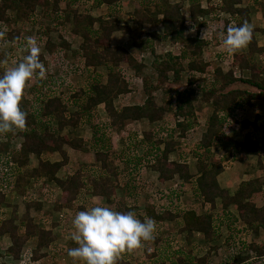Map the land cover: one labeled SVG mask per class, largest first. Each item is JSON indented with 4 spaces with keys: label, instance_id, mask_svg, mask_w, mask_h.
Listing matches in <instances>:
<instances>
[{
    "label": "trees",
    "instance_id": "1",
    "mask_svg": "<svg viewBox=\"0 0 264 264\" xmlns=\"http://www.w3.org/2000/svg\"><path fill=\"white\" fill-rule=\"evenodd\" d=\"M123 1L0 0V25L4 26L5 39L10 44L20 40L24 31V23H30L38 9L44 18L59 13L67 15L66 19L71 20L72 23L70 34L81 39L78 51L73 56L85 71L90 70L92 73V83L88 88H77L73 93L76 102L67 101L61 95H50L39 100V107L35 111L27 113L26 126L21 130L24 141L9 161L8 157L6 158L5 165L15 162L18 166H26L33 155L40 160L38 167L32 169L30 174L15 177L13 183L15 189L21 187V183H27L30 178L54 181L63 191L62 201L64 204H73L81 190L86 187L83 172L76 171L66 181L57 179L56 174L70 161L64 151V146L68 145L76 150H87L84 147L87 141L78 137L71 138L69 135H60L59 132L68 127L75 129L81 125L94 123L95 129L96 127L102 129V134H104L102 137L105 140H110L115 132L126 131L128 123L147 120L150 126L154 125V130L143 133V136L147 143L154 141V146L144 147L146 148L145 155L140 156V160L142 157V161H145L143 163L145 171L143 172L142 168L131 170L132 175L127 174L124 177L126 180L124 183L123 179L122 181L118 179L117 168L114 167L118 152L115 149L98 151L94 156L95 160L101 163L102 169L110 175V178L116 179V183L111 184L103 179H90V188L93 194L107 198L112 205L115 202L113 198H116V190L122 188L124 196L121 202L126 203L124 212H134L142 203L143 199H140V196H143L148 188V184L143 181V176L148 170L158 174V181L162 185L173 181L176 176L183 182L180 187L165 190L167 201L161 209L149 201L145 203V210L140 213L139 219L151 217L156 222V226L174 222L176 226L178 225V232L171 233L163 229L161 231L162 239L166 241L162 243V248L157 247L147 255V260L142 263H248L250 257L245 255L244 249L238 253H229L226 257H222L218 263L213 262L209 253L197 255L196 253L201 251H198L194 246L191 248L192 245L187 246V248L189 247L188 252H184L182 249L170 252L174 243L172 240H175L178 234L186 233L190 239L195 233H199L203 237L204 244H212L221 239V229L220 226H217V221L221 220V215H217L219 210L217 200L219 199L224 216L230 214L229 208L234 205L237 211V220L243 226L242 231L237 227L229 229L228 244L230 241H236L242 235L250 233L254 236L253 242L249 246L247 243L242 244L248 248V252L255 251L258 257H263L264 247L258 243V237L261 231L264 232V205L259 206L257 200H264V191L262 190L264 177H256L252 181L241 183L233 195L219 185L217 177L224 171L229 161H236L239 157L247 154L257 156L264 153V140L261 144L256 139V132L264 127L262 117L257 116L254 121H241L235 114V109L239 106H250L254 100L264 101V48L256 47L255 30H252L251 39L247 43L248 53H244L241 49L232 55H227L224 52L217 56L219 61L225 62L230 67V70L224 73L223 69L215 64V61H211L210 58L206 61L204 54L208 41L199 39L197 36L186 37L188 30L195 29L200 32L201 29H205L206 24L200 20L201 18L216 17V19H220L222 14H230L231 20L223 22L224 30L228 25H232L233 20L238 21L237 26L245 20L249 22V10L239 7L245 0H221V4L218 6L215 5L214 0H179L175 4H171L170 0H139L143 3L142 7L134 10L130 14V20L125 23L116 17V14L122 12ZM185 2L189 4L187 13L183 12ZM95 3L97 4L95 7H106L108 15L94 17L91 12L80 10L84 5L90 6ZM204 3H206V7L202 5ZM90 8L92 7L90 6ZM146 25L161 28L162 35L156 31L146 33ZM115 32L128 35L130 43L138 51V55L125 47L112 46L110 40ZM61 37L65 41L59 55L66 57L65 51L70 50L72 42L70 38H66L62 34ZM161 40L174 42L177 54L169 52L164 56L156 57L155 62L152 63L155 82L148 84L147 80H143L146 95L143 104L117 108L116 99L120 95L132 92L126 70L133 72L135 77L144 78L141 76L145 70L141 55L149 51L154 54L153 48L156 42ZM7 54L5 51H0V61H8ZM255 55L260 57L259 62L254 61ZM40 60L45 64V67H48L44 56L40 55ZM64 62L66 59H62L61 64ZM262 62L263 64H261ZM5 64L0 63V75L6 69ZM101 66L107 67L104 82L103 76L97 72ZM66 67L69 68L68 63ZM69 69L68 72L74 71L71 65ZM186 72L188 76L185 90L168 86L171 81L174 84H180L184 79L183 74ZM76 75L80 76L74 71V74L69 76L76 77ZM201 82L204 83V86L197 85ZM238 83L250 87L251 90L244 87L234 88L233 85ZM160 90L165 95L162 104L157 103L158 98L154 95ZM198 91L202 93L201 100L211 104L213 112L201 141L192 152L193 158L197 160L198 171L196 176H192L189 171V157L184 159L180 156L179 161L170 158V154L180 148L178 141L173 136L168 138H157L156 136L162 129L168 131L165 116L169 113L176 120L179 118L185 120L177 121L175 127L179 130V138L187 137L186 134L192 126L188 120L195 117L194 102L197 100ZM73 105H76V110L71 108ZM100 105H104L107 113L102 122H100L97 113V107ZM52 123L57 125V131L52 130ZM235 123H240L245 133L244 140L239 143L234 142L228 135L229 127ZM174 130L176 129L174 128ZM96 133L98 132H95V135ZM128 135V138L132 139L134 135L139 137V134L134 131L129 132ZM13 136L12 133L5 135L7 142L0 146L2 151L11 153L8 147L14 140ZM131 138L130 140H132ZM132 146V148L128 146L125 148L120 154L121 159L136 147L133 144ZM215 147L218 153L213 155L212 149ZM150 149H154L157 153L153 155ZM54 152L61 154L62 161L51 163L41 159L42 155ZM111 163L114 165L113 167L110 166ZM259 165L261 169H264L263 162L259 161ZM1 171L2 169H0ZM9 185H12V181ZM188 191L192 192L193 198L192 202L185 206L183 197ZM135 195L138 197H134ZM4 200L5 194L0 191V204L4 203ZM129 200H133L134 204L128 205ZM41 206V201L27 203L28 210L30 208L38 210ZM59 206L62 207V205H58V208ZM15 220L16 217H11V219L0 223V233H8L12 240L8 254L19 259L23 246L31 237L35 236L37 245L33 259L36 261L40 258L38 253L55 242L52 230L43 228L33 219L25 217L23 222L26 225V230L21 234L14 224ZM45 221L42 222L45 223ZM162 239L156 243L160 244ZM218 247L219 245H216L214 248L219 249L220 247ZM116 264L131 263L126 258L118 257Z\"/></svg>",
    "mask_w": 264,
    "mask_h": 264
},
{
    "label": "rangeland",
    "instance_id": "2",
    "mask_svg": "<svg viewBox=\"0 0 264 264\" xmlns=\"http://www.w3.org/2000/svg\"><path fill=\"white\" fill-rule=\"evenodd\" d=\"M123 3H124L123 4L124 6L121 10L122 12L116 14V17H118L122 22L125 23V22H128L130 20V14L134 10L140 9L142 7L143 3H142V1H139V0H124ZM96 5H97L96 3L93 5H90L93 9L90 8V6L84 5L80 10L81 11L85 10V11L91 12V14L94 17H98V16H101L103 14L108 15L106 7H102V8L95 7ZM66 16L67 15H64L63 13H59V14H56V15L53 14V15H50V16L44 18L41 16L40 9H38L34 13L32 21L28 24L24 23V26H23L24 31L22 33V36H21L20 40L14 44H10L9 42L6 41V39H5V34H6L5 28L3 25H0V33H3V35L0 36V51H5L6 53H8L7 54L8 55V61L5 64L6 69L13 66L14 63L20 62L23 59L24 55H26L27 49L24 47V44H25V37H28V36H32V37L36 38L37 42L39 43L40 49H41L40 55L44 56L46 63H48V67H45L46 69H48V71L46 72V78L42 79V80L41 79H33L25 88L20 107L26 113H31V112L35 111L37 109V107H39V104H38L39 100L41 101L46 96H50V95H61L65 100L75 102V99L73 98V93L77 90V88H79L78 85L85 86V88H88V86L92 83L91 71L90 70L85 71L83 66H81L80 63L77 62V59L74 58V56H73V54H76L77 51H75L74 53L71 52V50L66 51L65 52L66 57H63L61 54L59 55V51L61 50V47L65 41V40L61 39L62 38L61 34L66 38H70V41L75 44V47H79V45L81 43V39L78 36H74V35L70 34L71 30H72V23L70 22L71 20L66 19ZM211 19H214L216 21L211 20ZM220 20L221 19H216V17L215 18L211 17V18L207 19V22H208L209 29H212V32H213V36H214L213 42L219 43L220 44L219 46H221V48H222L221 40L219 38V33L224 31V24L221 23ZM96 27H97V25H96ZM158 29L161 32V29L160 28H158ZM153 30H154L153 26H147L145 32L151 33V32H153ZM120 35H122L121 37L124 40L129 39L128 35H123V34H120ZM47 41H49V42L47 43ZM159 44H160V42L157 43L156 45H159ZM135 54H138V53H135ZM144 55H145V57H143V55H142L141 58H143V60H146L149 64L154 61L153 60L154 57L153 58L150 57V55H152L151 52H147ZM61 57L64 60L66 59V62L61 64V62H62V59H60ZM217 59H218V57H216V60ZM259 59H260V57L258 58V56H257V58L254 59V61L259 62L260 61ZM67 63H68V67L70 68V65H71V68L74 69V71H76L80 76H78V75H76V77L69 76L70 74H74V71H71V72L67 71V70H70L69 68L66 67ZM261 64H263V62ZM101 71H102L101 75L104 76L105 72L103 73V71H105V69L102 68ZM126 76L130 81L132 89L135 90L137 93H142V89L145 86L143 83V78L135 77L133 72H131L128 69L126 70ZM79 81H81V82H79ZM147 82H148V84L152 83L151 80L147 81ZM233 87H235V86H233ZM157 98H158V100L161 99L160 96ZM73 108H74V106H73ZM256 110H259V106H258V108H256ZM98 111L102 112L101 109L97 110V112ZM261 111H262V108H261ZM174 126H175V122L173 120H168L166 122V127H167V129L169 128L168 131H164L162 129L156 137L157 138L158 137L168 138L170 136H173L174 131H175V130L173 131ZM53 129L56 130V127H53ZM242 132L244 134V131H242ZM189 133H190V135L189 136L187 135V137L181 142L182 154H184V156H185L184 159L187 157H189V159H192V157H193L192 152L196 149V147L194 146L195 144H192V142H191V139H192L191 132H189ZM80 134H85V129H83L79 133V135ZM5 135L0 136V142L1 143H6ZM103 135L104 134H102V132H99L100 137H102ZM21 137H22L21 136V130L20 131L18 130L14 133V136L12 138L14 139L13 141L15 143L14 145L16 146V148H15V150H10L11 153H8L9 151H3L2 152V149H0V169H2V166H4V162L7 160L6 158L8 157V161H9L10 157L14 154L16 149L20 146V143L22 140ZM102 138H103V140H105L104 137H102ZM97 139L99 140V138H96L95 140H93L92 144L89 145L90 146V148H89L90 152H88V154L87 153H83V154L77 153V152H74L73 150L69 149L70 154H71V158H72V161H71L72 166L69 170H66L67 171L66 175H68V174L70 175V174L74 173L76 170H80L84 174L86 187L83 189V191H82L83 195L81 196V202L83 205L82 208L85 205H90L92 203H99L102 205L111 206L116 211L124 212L125 211L124 207L126 206V203L123 204V202H121L124 194H123V196L121 195V198L120 197L114 198L115 202H113V205L111 202L109 203L107 201V199H105V198H103L101 200H100V198H96L95 201H93L94 194L91 193L90 179H103L105 181H108V178H109L110 181H113V178L111 180V178L109 177L110 175L108 173H106V171H104L100 167V165L96 164V162L94 161L95 160L94 152L97 151V149H99V150L103 149L102 145L105 143V141H103L102 144L100 145L97 142ZM124 139H125V137H124ZM124 139L121 138V140H119V141H123ZM262 139L264 140V133H263ZM120 143H122V142H120ZM128 143H130V145H128V147L132 148L133 147L132 143L129 141H128ZM118 149H120L121 151L118 152V154H117V158H116V162H115L116 165L115 166L113 165L114 167L117 168L118 179H120L121 181L123 179V181L125 183L126 180L124 179V177L127 174L132 175V171H134L135 169L142 168V171L143 172L145 171L144 166H143V163L145 161H142V159H143L142 157L145 155L146 149L139 148V150H138L136 147H134V149H132L129 152V154L125 155L123 159H121L122 156L120 154L125 149L122 150L121 144L118 146ZM150 151L152 152L153 155H155L157 153L154 151V149H152V150L150 149ZM140 156H142L141 160H140ZM245 156H246V158H245L246 160L241 161L243 166H241L240 164H237V167H240V166L243 167V172L245 174L248 173L250 178H253L256 175V173L259 172V170H261L263 172L264 169H261L258 161L261 160V162L264 163V153H261L260 160H257V158L253 159L249 155H245ZM239 158L241 159V157H239ZM254 165H255V167H254ZM7 167H8L7 168L8 172H6V166L2 169L7 174L6 173L4 174V172H2L0 175V178H2L4 180V181H2L0 179V183H2L1 187L2 186L4 187V188H2V191L5 190L6 192L9 190H13V187L9 186L8 183L13 181L14 177L19 173V170L17 168L10 167L9 164L7 165ZM246 170H248V171H246ZM149 171L150 170H148L147 172H149ZM147 172L145 174H148ZM246 178H248V177H246ZM143 181L148 184V186H147L148 188L144 192L143 196H140V199H143L142 203L139 204L138 208H136L134 210V213L136 214L137 218H139L141 216V214H140L141 212H144L145 203L147 201H149L151 204L155 205L158 209H161V207L164 206L163 204H165L167 201V199L165 198V196H166L165 190H168L169 188H172V187H174V188L180 187V185L183 184L182 181L177 179V182L172 181L173 183L162 185L156 180L155 177L151 178V175L146 176V177L144 175ZM119 184H121V183H119ZM31 187L34 188V185ZM44 189H46V190H44L45 194H47L46 191L51 190V188H48V187L47 188L45 187ZM38 192H41V191H38ZM37 193H36V191L34 192L33 190H30V188H29L27 193L25 194L26 198L24 200L23 199L21 200V198H20L22 207H23V205L25 206V203L27 201H37L34 199V195H36ZM121 193H122V191H121ZM54 194H56V192H54ZM54 194H50L49 196L45 195L44 198L46 197L45 198L46 204L49 207V209L51 210L52 215H54V217L56 218V220H57L56 223L59 226H61V228L58 230V231H60L59 234H60V236L63 237V239L68 240V246H66V247L62 246L59 249L58 248L56 249V247L52 246L49 250L50 259L47 258V261H48L47 263L48 264L53 263V261L55 262L54 259H56V262H55L56 264H67V262L70 261L67 258H64L65 256H68L67 255V249L77 246L70 239V233L72 231L71 220H72L73 216L75 215L76 211H78L81 208V206H79L77 209H75L74 212L72 211L71 208H66V210L63 209L62 211H60L61 206H59V208H58V205H61V204H59L60 202L57 201V198L55 197ZM8 195L12 198L14 194L10 191L8 193ZM87 195L89 196V198L86 197ZM184 195L185 196L183 197V199H184L183 205L186 206L192 202L193 195H192L191 191H189L188 193H185ZM31 196H33V197H31ZM134 197L137 198L138 195H135ZM189 197H191V198H189ZM133 200H129L128 205L131 203L134 204ZM257 203L259 206H262V205H264V200L259 199V200H257ZM185 206H183V207H185ZM0 209H1V207H0ZM33 209H35V208H33ZM3 210H5V208ZM236 212L237 211L233 208L229 211L230 214H225V216H224V213H222V214L219 212L217 213V215H221V220L217 221V226H220V229H221V239H219L218 242L216 241L212 244H204L203 239L201 237L195 236V237L188 239L186 234H181V235L178 234L175 237V240L174 239L172 240V241H174V243L172 244V248H170V252H171V250L175 251L177 249H182L184 252H186V251L188 252V248L192 245L191 248L194 246L198 249V251H201V252H197L196 253L197 255H199V254L204 255L206 253H209L211 258L213 259V262L218 263L222 257L223 258L226 257L229 253H238L239 251L244 249L245 255H249V257H250L249 262L246 264H264V256L258 257L257 254L255 253V251H249L248 252V248L242 244V243H247V245L249 246L253 242L254 236H252L250 233L244 234L240 238H238L236 241L232 240L228 244L227 239L229 238V235H230L229 229L231 227H237L240 231H242V228H243L242 224L239 223L237 220ZM40 218H41V221H44L45 219H47L48 224H51V221H53V219H52L53 217L50 214H48V215L43 214V216H41ZM40 218L38 219V222H40ZM52 224H54V222H52ZM226 228L228 229L227 232H226ZM163 229H164V231H168L171 233L172 232H178L176 224H174L172 222L157 225L155 232H154V235H153V239L146 241V242H143L141 247L133 250L132 252H124V253L120 254L119 257L120 258L123 257V258L128 259V261L131 264H144L142 262H144V260H147V258H146L147 255H149L151 252L156 250L157 247H161L162 243H164L166 241L165 239L164 240L162 239L161 231ZM159 239H162L161 240L162 242L160 241L161 242L160 244L156 243ZM187 239H188V242L186 241ZM258 243L264 247V232H262V231L260 233V236L258 237ZM216 245H219L220 248L219 247H218L219 249L214 248ZM187 246H189V247L187 248ZM23 252H24V254L23 253L22 254H23L24 258H23V262L21 264H41V262H38V263L33 262V252L31 249H29V248L25 249ZM173 253H175V252H173ZM174 255H176V254H174ZM1 257H2V255H1ZM163 257H166V256H163ZM20 259H22V258H20ZM51 259H52V261H51ZM59 259H60V261H59ZM0 264H2L1 260H0ZM145 264H147V263H145Z\"/></svg>",
    "mask_w": 264,
    "mask_h": 264
},
{
    "label": "crops",
    "instance_id": "3",
    "mask_svg": "<svg viewBox=\"0 0 264 264\" xmlns=\"http://www.w3.org/2000/svg\"><path fill=\"white\" fill-rule=\"evenodd\" d=\"M178 1L179 0H170V3L171 4H175ZM202 5L205 6L206 3H204ZM188 7H189L188 2H185L184 8H183V12L184 13H187ZM239 7L247 8L249 10V24L251 25L252 30H255L254 39H255V42H256V47L257 48H264V0H245ZM225 15L222 14L220 16L221 23L231 20L230 14L225 13ZM228 16H229V18H228ZM212 18H215V17H212ZM212 20H214V19H212ZM214 21H216V20H214ZM204 22L206 24L205 28H207L208 22L207 21H204ZM232 23H234L235 26H237L238 21L235 22L233 20ZM147 26H151V25H146L145 26V30H146ZM155 30H156V32L159 35H162V30L160 32L158 28H154L153 31H155ZM120 34L126 35V34H124L122 32H115L111 36V40H110L111 45L112 46H122V47H125V48L131 50V52L134 53V54L137 53L138 51H136V49H134L132 47V45L130 43V40L129 39H126V40L122 39V37H121L122 35H120ZM208 34H212L213 35L212 29H209ZM194 35H195V31L194 30H188L186 32V37H194ZM159 42H160V44L156 45ZM159 42H156V44H155V46L153 48L154 51H155L154 54L151 51H149V52L152 53V55H150V57L151 58L154 57L153 58V60H154L153 62H155L157 56H164L167 53H169L171 48H173V51L170 52V53L177 54L176 51H175L176 50V45H175L174 42H172L170 40H161ZM219 45H220L219 43H215L213 41H208V46L205 49V54L204 55H205L206 61L209 60V58H210L211 61H215L216 62L215 64L217 66H220L223 69L224 73H226V72H228L230 70V67L225 62L219 61V57L216 60L217 56H219L220 54L225 52L223 47L221 48V46H219ZM70 50H71V52L74 53L75 51H78V47H75V44L73 43L71 45ZM242 51L244 53H248V51H249L248 45H246V47L242 48ZM144 54H143V57H145ZM135 55H138V54H135ZM256 55H258V54H256ZM256 55H255L254 59L257 58ZM258 58H259V56H258ZM142 61H143L144 65H145L144 73L141 74V76L145 78V79L143 78V80H147V81L151 80V82L154 83L155 82V75H154V69L152 67V63L153 62L149 64L146 60H142ZM102 68L105 69V71H103V73L105 72L104 76H103V82H104L105 79H106V75H107V67L106 66H101V67H99L97 69V72L99 74H102L101 73L102 72L101 71ZM183 76H184V79H183V81L180 84H174L171 81L168 86L176 87V89H178V90H185L186 86H187L186 85V80H187V76H188L187 72L184 73ZM79 82H81V81H79ZM197 85L204 86V83L201 82V83H198ZM78 86H79V88H84L85 87V86H81V85H78ZM233 86H235L234 88L244 87V88H246L248 90H251V89H249L250 87L244 86V85H240L239 83L235 84ZM144 89H145V86L142 89V93H137L135 90L132 89V92H130L129 94L120 95L115 101L116 107L117 108H121L122 106H127V105H141V104H143V102L146 99V95H145ZM154 95L156 97L160 96L161 99L157 100V103L158 104H162V102H163L162 99L165 96L164 92L160 90V91L155 92ZM196 95H197L196 96L197 100L194 102L195 117L193 119L188 120V122H190L192 126H191L190 130L186 134V135L189 136L190 135L189 132H191V135H192L191 142H192V144H195L194 145L195 147H197V145L201 141L202 135L204 134V132L207 129L209 119H210V117L212 115V112H213L211 104L201 100L202 93L198 91ZM75 102H76V100H75ZM78 102H79V100H78ZM73 106L71 108L76 110L75 109L76 105L74 106V108H73ZM258 106H259V110H256V108H258ZM261 108H262V111H261ZM100 109L102 110V112L98 111L97 113H98L99 120H101L100 122H102V121L105 120V118L107 116V113L105 111L104 105H100V106L97 107V110H100ZM235 114L237 115V118L239 120H241V121H254L257 116H260V117H262V124L264 125V101L254 100V101L251 102L250 106H239V107H237L235 109ZM168 120H173L175 122V124L177 123V121H179V122L185 121L183 118H179V120H176L169 113L166 114V116H165V121H168ZM93 124L94 123L81 125L80 127L75 128V129H72V128L68 127V128H65L62 132H59L60 135H69V136H71V138L78 137L80 139L86 140L87 142L85 143L84 147H86L87 150H76V149H73L72 147H70L68 145H65L64 146V151L67 153L68 158H70V161L67 164H65L58 171V173L56 174V178L57 179H59L61 181H66V180H68L69 177H71L74 173H76V171H78V170H76L74 173H72L70 175L69 174L66 175L67 174L66 170H69L71 168V166H72V163H71L72 158H71V154H70L69 149H71V150H73L74 152H77V153H82V154L83 153H87L88 154V152H90V150H89L90 146L89 145L92 144L93 140H95L96 138H99V140L97 139V142L100 145L102 144L103 141H105V143L102 145L103 149H101V148H100L101 150L97 149V151H95L94 154H96L98 151H108V150H114V149L117 152H120L121 150L118 149V146L121 144L122 145V150H123L128 145H130V143H128V141L129 142L132 141L131 143L133 145H135L138 150H139V148H144V147L151 148V147L154 146V144H153L154 141H151V142L147 143L146 140L144 139V136H143V133H148L149 131L153 132V130H154V125L150 126V124L148 123L147 120H143L141 122H135V123H128L126 131L115 132L112 135L110 140H107V139L103 140L102 137L99 136V132H102V129H99L98 127H96V129H95L93 127ZM157 125H159V124H157ZM53 127H56V130H54ZM174 128L176 130L174 131L173 138H175V140L178 141V146L180 148L178 147L179 149H177L176 151L172 152L170 154V158H171V160L179 161L180 156H182L183 158L185 157L184 154H182V150H181V146H182L181 142L184 139L178 137L179 136V130L175 126H174ZM83 129H85V134H80L79 135V133ZM242 129L243 128H242L240 123L233 124L232 126L229 127V130H228L229 137L234 142H237V143L242 142L244 140V138H245V133L243 134V132H242V131H244V129L243 130ZM262 129H264V127L259 129V131L256 132V139L261 144L263 142ZM52 130L53 131H57V125L55 123H52ZM131 131L137 132L139 134V137L137 136L138 137L137 138L134 135L135 139L134 138L132 139L130 137L132 139V140H130V138H128V136L130 134L128 135V133L131 132ZM95 132H98V133H96V135H95ZM124 137H125V139H124ZM21 138H22V140H21V143H22L24 141V138H23V136ZM121 138L124 139V140L123 141H119V140H121ZM5 141L7 142V139ZM120 142H122V143H120ZM21 143H20V145H21ZM3 144L4 143L0 142V146L3 145ZM14 144H15L14 141L11 142V144L8 147V150H15L16 146ZM163 147L164 146L162 145L161 148L163 149ZM17 149H16V151H17ZM144 149H146V148H144ZM212 152H213V155L218 153L216 147L212 149ZM247 155H249V154H247ZM244 156L245 155H243L241 157V159L239 158L236 161L235 160L229 161V163L226 165V168L224 169V171L221 174H219L218 177H217L219 185L223 189L229 191L231 195H233L234 193L237 192V190L239 188V185L241 183L252 181L256 177H264L263 176L264 172H262L261 170H259V172L256 173V175L253 178H250L248 173L245 174L243 172V167H241V166H243V164L241 163V161L246 160L245 159L246 156L245 157ZM249 156H251L253 159L257 158V160H260V155H257V156L249 155ZM41 159L43 161H49L51 163H57V162L62 161V156H61V154L59 152H54V153H48V154L42 155ZM39 160H40V158H37L36 156L33 155V156L30 157L29 164L26 165V166H18L17 164H15V162H10L9 165H10V167L17 168L19 170V173L15 176V177H17L18 175L19 176H23L25 174H30L32 169L38 167ZM94 161L96 162V164H99L100 167L102 168L101 163L97 162L96 160H94ZM5 162H4V166H2V169L6 166ZM188 164H189L190 175L196 176V174L198 173V171H197V160L192 157V159H189ZM237 164H240L241 166L237 167ZM110 166L113 167V164L111 163ZM254 167H255V165H254ZM7 168L8 167L6 166V172H8ZM246 171H248V170H246ZM2 172H4V174L6 173L5 171L2 170L0 172V175H1ZM147 173L148 174H144L145 177L151 175V178L155 177L156 180L158 181V174L156 172L149 171ZM15 177H14V179L12 181V185H11L13 187V190H9L7 192L5 190H3V193L5 194V200H4V203L0 204V207H1V209H0V211H1L0 212L1 213L0 214L1 215L0 216V220H1L0 223L2 221H6V220L11 219V217H16V220H15L14 224L18 227L19 232L21 234H23L24 231L26 230V225L22 221H23L24 217H27V218L33 219L36 224H39V226H41L43 228H46L48 230H52V232H53V234L55 236V239H56L55 242H53L50 246L45 247L44 249H42L38 253V254H40L39 255L40 258H38L36 261H34V259H33L34 263L41 262V264H48L47 263L48 262L47 258L50 259V257H49L50 256V254H49L50 248L52 246L56 247V249L57 248L59 249L62 246L66 247V246H68V240L63 239V237L60 236V234H59L60 231H58V230L61 228V226H59L56 223L57 220L54 217V215H52L51 210L47 206L46 201H45L46 197L44 198V196L45 195L49 196L50 194H54V192H56V194H54V195L57 198V201L60 202L59 204L62 205L60 211H62L63 209L66 210V208H71L72 211L74 212L75 209H77L79 206H81V208L79 210H83V208H82L83 205H82V202H81V196L83 195V193H82L83 189L81 190V193L79 194V196H78V198H77L75 203H73V204H64V202L62 201L63 191H62V189L59 187V185L56 182H54V181L51 182V181H47V180L46 181H42V180H39V178H37V179H31L30 178L27 183H21V187L15 189L14 184H13L14 180H15ZM246 177H248V178H246ZM112 178H113V181L108 180L109 181L108 183L115 184L116 183V179L114 177H111V180H112ZM0 179L2 181H4L2 178H0ZM177 179L180 180L179 177L176 176V178L173 181L177 182ZM169 183H173V182L171 181ZM169 183H166V184H169ZM1 184L2 183H0V191H2V188H4L3 186L1 187ZM166 184H164V185H166ZM33 185H34V188L31 187ZM45 187L46 188L47 187L51 188L50 191L49 190L46 191L47 194H45V191H44V190H46V189H44ZM29 188H30V190H33L34 192L36 191V193L38 191H41V192H38L36 195H34V199L35 200L42 202V206L38 210L33 209V208H30L28 210L27 209V203L29 201H27L25 203V206L23 205V207H22L21 200L22 199L24 200L26 198L25 194L27 193ZM262 190L264 191V185L262 187ZM10 191L14 194L12 198L8 195V193ZM121 191H122V193H121ZM91 193H93V192L91 191ZM121 195L123 196V190H122V188H118L116 190V196L115 197L116 198L117 197L121 198ZM31 197H33V196H31ZM86 197L89 198L88 195ZM191 197H189V198H191ZM20 198H21V200H20ZM94 198H100V200H101V199H103L105 197H101V196H98V195L94 194ZM105 199H107V198H105ZM217 205H218V208H219L218 212L219 213H223V211L221 210V205L222 204H221V200L220 199L217 200ZM4 208H5V210H3ZM233 208L235 209L236 207L234 205L230 206L229 211L231 209H233ZM43 214H47V215L50 214L53 217L52 218L53 221H51V224H48L47 219H45L46 220L45 223L41 221L40 217L43 216ZM236 214H237V212H236ZM39 218H40V222H38ZM52 222H54V224H52ZM167 223H171V222H167ZM172 223H174V222H172ZM176 227H177V230H178V225ZM227 230L228 229L226 228V232H227ZM183 234H186V233H183ZM195 236L201 237V235L199 233H195L193 235V237H195ZM201 238H203V237H201ZM36 245H37V237L33 236L23 246V248L21 250L20 258H22L23 254H24L23 251L25 249H28V248L32 250L33 255H34L35 251H36ZM11 246H12V240H11L10 235L8 233H6V234H1L0 233V260H1L2 264H9V263L19 264L20 258L19 259H15L14 257H12L11 255L8 254V250H9V248ZM1 255H2V257H1ZM64 258H67L68 260H70L69 261L70 263L67 262V264H73V259L71 257L65 256ZM54 260L56 262V259H54ZM51 261H52V259H51ZM59 261H60V259H59ZM55 262L53 261V263H49V264H56Z\"/></svg>",
    "mask_w": 264,
    "mask_h": 264
},
{
    "label": "clouds",
    "instance_id": "4",
    "mask_svg": "<svg viewBox=\"0 0 264 264\" xmlns=\"http://www.w3.org/2000/svg\"><path fill=\"white\" fill-rule=\"evenodd\" d=\"M208 32L207 26L202 39ZM251 36L252 28L247 20L238 26L230 24L219 33L227 55L246 47ZM24 47L27 54L23 59L0 75V136L25 128L27 113L20 107L25 88L33 79H45L48 71L40 60L41 49L36 38L25 37ZM0 63H7V60ZM71 224L70 239L77 246L68 248L67 255L73 259V264H116L120 254L132 252L143 242L153 239L156 229L151 217L141 220L133 211H116L99 203L85 205L83 210L76 211Z\"/></svg>",
    "mask_w": 264,
    "mask_h": 264
},
{
    "label": "built area",
    "instance_id": "5",
    "mask_svg": "<svg viewBox=\"0 0 264 264\" xmlns=\"http://www.w3.org/2000/svg\"><path fill=\"white\" fill-rule=\"evenodd\" d=\"M215 1V5H220L221 4V0H214ZM205 7H206V5H205ZM225 15V14H224ZM226 16V15H225ZM208 18H211V17H206V18H201L200 20H202L203 22L204 21H207V19ZM228 18H229V16H228ZM212 20V19H211ZM232 26H235V24L234 23H232ZM206 29V28H205ZM205 29H201V31L200 32H198V31H196L195 29H193L194 31H195V35H194V37H198L199 39H202V32L205 30ZM213 35L212 34H207L205 37H204V39H202V40H206V41H213ZM173 51V48H171L170 49V51L169 52H172ZM264 133V129H262V134ZM264 172V171H263ZM264 176V175H263ZM23 258H24V256H22V259H20V261H19V264H21L22 262H23ZM17 262V261H16ZM18 263V262H17ZM9 264H14V263H9ZM16 264V263H15Z\"/></svg>",
    "mask_w": 264,
    "mask_h": 264
}]
</instances>
